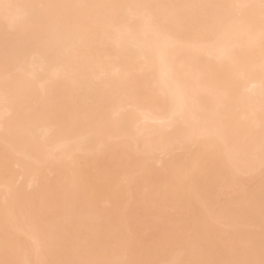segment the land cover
I'll return each mask as SVG.
<instances>
[{
	"label": "bare ground",
	"instance_id": "1",
	"mask_svg": "<svg viewBox=\"0 0 264 264\" xmlns=\"http://www.w3.org/2000/svg\"><path fill=\"white\" fill-rule=\"evenodd\" d=\"M17 4L248 5L174 38L143 12L71 9L83 71L39 78L33 38L0 14V261L242 258L264 231L261 0H6ZM46 11V10H45ZM213 23L218 31H213ZM122 26L117 39L107 36ZM198 35L202 43L186 41ZM219 39L231 56L206 41ZM103 61V71L95 61ZM27 134L21 135V129Z\"/></svg>",
	"mask_w": 264,
	"mask_h": 264
},
{
	"label": "snow or ice",
	"instance_id": "2",
	"mask_svg": "<svg viewBox=\"0 0 264 264\" xmlns=\"http://www.w3.org/2000/svg\"><path fill=\"white\" fill-rule=\"evenodd\" d=\"M161 7L152 4H17L0 0V14H3L6 22L5 33L10 31H22L33 38L30 51L26 52L25 60L29 65L41 62L48 65V71L41 73L39 78L52 82L61 71L72 77L78 76L83 68L73 57V52L78 48L83 49V37L78 21L73 16L67 15L71 9H128L143 12L145 23L152 32L167 39L174 38V27L188 26L195 30L201 22L211 21L215 10L226 8L243 9L248 5H223L186 3L164 6L171 11L163 18L153 15L152 9ZM262 17H264V0L260 4ZM46 10V11H45ZM122 26L114 25L107 31V36L117 39ZM213 31H218L213 23ZM261 39L264 41V24H262ZM190 46H199L202 43L198 35L186 41ZM210 46L218 48L221 55L231 56L226 47L221 46L219 39L209 37L206 41ZM96 70L103 71V61H95ZM264 88V83H262ZM27 134V128L21 129V135ZM175 254H170L162 260L134 261L121 259L84 258L60 261L59 264H264V231L258 248L250 244L242 258L193 260L186 258L183 249L177 248ZM0 264H4L0 261Z\"/></svg>",
	"mask_w": 264,
	"mask_h": 264
}]
</instances>
